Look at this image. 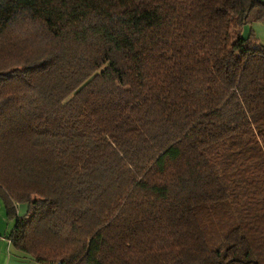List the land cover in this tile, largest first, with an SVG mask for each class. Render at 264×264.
Segmentation results:
<instances>
[{
  "label": "trees",
  "instance_id": "obj_1",
  "mask_svg": "<svg viewBox=\"0 0 264 264\" xmlns=\"http://www.w3.org/2000/svg\"><path fill=\"white\" fill-rule=\"evenodd\" d=\"M262 21L263 0H0L14 250L264 264Z\"/></svg>",
  "mask_w": 264,
  "mask_h": 264
},
{
  "label": "rangeland",
  "instance_id": "obj_2",
  "mask_svg": "<svg viewBox=\"0 0 264 264\" xmlns=\"http://www.w3.org/2000/svg\"><path fill=\"white\" fill-rule=\"evenodd\" d=\"M264 1V0H263ZM263 22V21H262ZM261 23V22H259ZM255 24V23H254ZM260 26H254V35L259 38L264 43V25L257 24ZM250 26L245 28L244 35L248 36L250 34ZM26 211L25 206H18V213L23 215ZM14 226V221L8 219V214L6 212L5 205L0 198V236L6 237L10 234ZM0 238V264H11L10 262V253L8 252V245L5 242H1Z\"/></svg>",
  "mask_w": 264,
  "mask_h": 264
},
{
  "label": "crops",
  "instance_id": "obj_3",
  "mask_svg": "<svg viewBox=\"0 0 264 264\" xmlns=\"http://www.w3.org/2000/svg\"><path fill=\"white\" fill-rule=\"evenodd\" d=\"M257 24H263L264 25V21L261 22V23H255V24H253L252 26H250V29L253 30L254 29V26H260V25H257ZM13 229H14V226H13ZM13 229H12V231H13ZM0 238H1V240H4V241H1V242H5L8 245V252L10 253V262H11V264H33L32 261H29L28 259L24 258V256L19 255V253H17L14 250V248H13V246L11 244V241L8 238V235L6 237H1L0 236Z\"/></svg>",
  "mask_w": 264,
  "mask_h": 264
}]
</instances>
